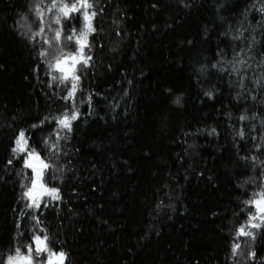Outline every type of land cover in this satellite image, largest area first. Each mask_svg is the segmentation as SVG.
<instances>
[{"label": "trees", "instance_id": "obj_1", "mask_svg": "<svg viewBox=\"0 0 264 264\" xmlns=\"http://www.w3.org/2000/svg\"><path fill=\"white\" fill-rule=\"evenodd\" d=\"M28 2L0 0V176L5 177L0 181V253L7 254L19 234L30 238L31 217L39 214L54 247L62 245L69 253L67 264H248L244 256L229 255L234 241H246L233 233L245 222L244 200L258 191L245 184L255 170L243 157L255 151L254 143H264V109L250 98L237 99L244 91L238 76L211 64L221 53L227 61L233 48L239 51L243 43L233 37L241 27L248 39L253 35V13L244 15L253 0H185L187 7L179 0H91L97 11V31L90 37L94 61L92 68L80 70L83 96L78 90L76 102L89 113L88 92L103 95L94 96L93 113L74 122V132L61 142L67 154L61 163L68 171L55 173L60 178L53 186L62 189L63 201L46 199L50 207L26 209L22 216L25 202L16 175L22 163L5 168L10 140L18 127L38 124L69 104L62 98L65 86L49 75L39 56L49 46L39 44V35L33 44L12 31ZM256 20L264 25L259 14ZM254 35L250 51L259 62L264 31L258 27ZM201 64L208 66L203 74L197 71ZM226 67L231 73V65ZM125 88L129 97L121 100ZM248 88L253 90L250 83ZM181 94L182 103L174 104ZM110 100L120 101L115 112ZM246 107L257 116L241 121ZM242 126L244 138L237 134ZM52 127L31 129V142L41 143ZM255 248L251 264H264V240L258 239Z\"/></svg>", "mask_w": 264, "mask_h": 264}, {"label": "snow or ice", "instance_id": "obj_2", "mask_svg": "<svg viewBox=\"0 0 264 264\" xmlns=\"http://www.w3.org/2000/svg\"><path fill=\"white\" fill-rule=\"evenodd\" d=\"M179 2L185 4L186 7L189 6L185 3V0H179ZM159 6L153 4V7ZM99 11L102 12L103 9L101 8ZM250 11L253 13L250 21L253 34L251 38L245 37L246 30L241 27L233 39L241 41L243 46L237 45L239 51L233 48V58L231 60L225 61V53H221L220 60L212 63L211 67L213 69L219 68L221 72L226 74H236L238 76V87L244 90L236 93L237 99L243 98L247 102L250 98L253 104H259L264 109V50L257 52L260 57L259 62H256V58L252 56L250 51L255 49L256 37L254 34L257 28L259 27L261 31H264V25L261 24V21L256 20L257 14L264 19V0H253L251 8L245 9V17ZM96 15L97 11L91 0H29L27 6L22 7L19 20H15L13 23L12 31L22 39H27L35 44L38 35L43 38V44L48 45L49 48L44 49L42 47L39 56L47 64L49 75H52L53 79H59L61 84L71 82V87L67 89L66 95L62 97L65 101H69L68 105L61 111L39 121L38 124H31L28 128L18 127L10 140V158L6 161L5 168L10 170V166H13L14 162L22 163V170L16 173L17 176L21 177L22 198L25 201L24 208L20 209L22 216L25 215L26 209L40 210L50 207V203L46 202V198H50L51 201H63L62 189L53 186L56 180L60 178L55 173L63 174L68 171L61 163L67 155L61 146V142L68 140L74 132V122H79L82 115L93 113L95 107L93 104L94 96L103 95L95 89L88 92L89 113H82L76 102L78 90L83 96L80 81L85 73L80 70L93 67L94 45L90 37L91 34L97 31L94 25ZM48 33L54 35L49 37ZM116 35L121 36L122 32L117 29ZM221 35H228V33H221ZM245 41L246 43H244ZM188 43L192 42L188 41ZM260 43L264 48V39ZM100 47L103 48V44ZM253 64L255 68L252 67ZM227 65H231V73H227ZM3 67L4 65L0 64V68ZM108 67L110 68L111 65ZM207 67V65L201 64L197 71L203 74ZM257 69L259 74H256ZM57 72L59 76L54 75ZM140 75H145L143 70L140 71ZM246 81L251 84L253 90H249ZM128 83L131 85L133 81L129 80ZM168 93L174 95L172 89H168ZM245 93L247 94L245 95ZM204 94L212 97L213 92L206 91ZM125 97H129L127 88L123 89L121 100ZM84 102L83 99L79 101L80 104ZM173 103L180 105L182 94L176 95ZM109 104L112 106V111L115 112V109L120 106V101L113 103L110 100ZM127 111L128 109L125 108V112ZM260 115L264 117V111ZM256 116L257 112L246 107L239 119L248 121ZM113 119H116L115 115ZM261 123L264 124V119ZM44 125L49 127L55 125V127H52L51 132L42 138L41 143H32L33 133L31 129H39ZM12 127H16V125L13 124ZM251 128L257 133L260 132L255 124H252ZM216 131L215 128L211 129L212 133ZM237 134L240 138L245 137L244 126L238 130ZM261 135L264 136V134ZM251 139L256 141L258 137L252 136ZM253 148L255 151L252 152L251 156H245L243 159L247 166L255 170V177H249L245 184L255 185L258 191H254L251 196L244 200L243 203L249 210L245 222L238 224L233 233L236 238L247 237L249 240H242L240 243L234 241L229 255V259H234L238 255L244 256L248 264H251L257 258L256 241L258 239L264 240V159H260L261 155H264V143H254ZM115 167L116 165L113 164V168ZM92 168L96 169L97 165L92 164ZM50 174L52 175L51 182L48 180ZM4 179V176H0V181ZM96 187L95 184L91 185L92 189ZM72 191L75 192L76 189L73 188ZM100 207L102 208L103 205H100ZM31 218L35 221L31 237L28 238L23 233L19 234L15 246L10 247L7 254L0 253V264H67L69 253L62 245L59 249L54 247L51 234L43 227L39 214L32 215ZM97 219H99V216H97ZM102 223L111 228L108 220H103ZM37 225H40L39 231L35 230ZM20 227L21 224L18 223L17 228ZM242 245L248 249L247 252L244 251Z\"/></svg>", "mask_w": 264, "mask_h": 264}, {"label": "rangeland", "instance_id": "obj_3", "mask_svg": "<svg viewBox=\"0 0 264 264\" xmlns=\"http://www.w3.org/2000/svg\"><path fill=\"white\" fill-rule=\"evenodd\" d=\"M38 38H39V44H40V41H41V43L43 44V38L42 37H40V36H38ZM54 75H56V76H59V73L57 72V73H54ZM61 84V83H60ZM63 86H65V89L67 90V89H69L70 87H71V82L69 81V82H65L64 84H63ZM67 93V92H66ZM46 199H50V198H46ZM23 201H24V199H23ZM25 202V201H24ZM246 238V241L249 239V238H247V237H245Z\"/></svg>", "mask_w": 264, "mask_h": 264}]
</instances>
